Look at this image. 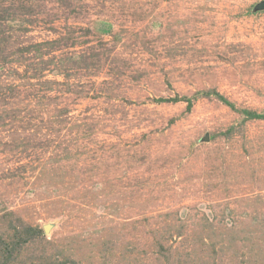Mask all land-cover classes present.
<instances>
[{
    "label": "rangeland",
    "instance_id": "374dc122",
    "mask_svg": "<svg viewBox=\"0 0 264 264\" xmlns=\"http://www.w3.org/2000/svg\"><path fill=\"white\" fill-rule=\"evenodd\" d=\"M0 264H264V0H0Z\"/></svg>",
    "mask_w": 264,
    "mask_h": 264
}]
</instances>
